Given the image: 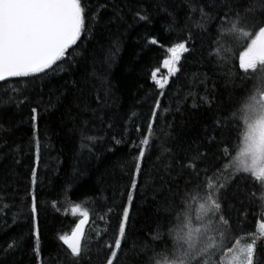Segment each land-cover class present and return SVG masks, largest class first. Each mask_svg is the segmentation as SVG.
<instances>
[{
    "label": "trees",
    "instance_id": "obj_1",
    "mask_svg": "<svg viewBox=\"0 0 264 264\" xmlns=\"http://www.w3.org/2000/svg\"><path fill=\"white\" fill-rule=\"evenodd\" d=\"M83 3L89 8V16L101 4L108 7L100 12L99 22L91 34L82 35L78 41L80 47L77 52L83 55L76 56L75 65H64L67 70L60 71L58 75L40 79L10 78L0 82V98L7 100L8 96L14 95L6 91L13 87L20 89L21 99L27 98L19 107L16 100L0 103V146H3L0 147V193L13 205L0 215V245L11 238L21 240L20 249L0 257V264H37L32 253L34 237L29 210L30 193L35 194L38 203L37 226L44 264H57L54 258L57 256L62 264H73L65 255L66 247L58 236L70 234L80 218L71 212L75 205L90 213L85 238L92 250L90 258L82 264H105L110 253L103 249L97 254V249L105 241L114 239L124 206L129 207L130 213L129 239L122 245L129 251L127 262L146 264L148 256L152 255L150 235L161 218L168 219L163 208L172 199L168 188L175 190V185L169 183L161 190L160 176L168 177L156 159L158 150L150 148L142 161V174L138 177L137 189L133 190V202L128 204L127 193L131 190L134 157L138 151L131 145L133 141L138 144L141 138L136 126H141L146 132L151 111L159 99L161 107L158 111L163 118L158 120L156 127L159 129L168 123L173 125L176 143L172 147L179 152L194 141H203L205 129L211 134L214 120L228 117L240 105L253 83L252 80L241 79L244 74L239 68V54L246 44L229 36L220 37L219 45L215 44L217 22L214 21L209 26L211 38L193 29L195 42L190 47L195 51L184 54L178 65L181 71L170 78L163 90L164 95H161L151 73L161 68L168 54L167 48L187 37V31L183 30L189 13L185 0H83ZM245 3L247 0H242V5ZM113 6L123 10L124 21L109 22ZM141 7L146 9L147 21L134 19V13ZM196 15L198 17V13ZM151 38L157 39L158 44L149 45ZM114 42H118L119 51L106 63L105 57L114 51ZM218 47L234 49L226 53L230 63L225 68L216 66V55L209 56V52ZM230 70L236 75L234 82L226 85L228 78L222 73ZM93 73L103 76L105 84L101 85ZM193 74L197 77L194 78ZM205 75L214 102L210 107H192L191 96L187 100L184 97L193 84L198 85L195 91L204 94V85L198 84V80H203ZM104 87L110 88V95L106 104L98 105L96 97H103ZM85 104L88 105L87 110ZM178 106L180 111H176ZM32 107H37L40 113L37 122L41 144L38 164L32 139ZM164 109L170 110L164 112ZM85 123L87 135L102 137L92 152L81 150V131ZM215 135L217 139L226 140L230 147H234L237 141V132L231 125ZM113 137L123 142L116 144ZM203 142L210 154L216 152V145L209 146ZM33 167H37L38 172L35 186L31 183ZM179 183L182 189L183 181ZM240 186L244 190L237 192L236 182L233 183L224 203V211L237 235L242 234L238 227L240 221H244L242 231L247 233L256 230L260 219L256 215L259 212L258 201L250 203L253 199L250 194L255 191L258 196L259 186H254L250 180ZM175 199L179 204V197ZM20 207L24 211L13 224V213ZM109 208L112 209L111 227L100 219ZM106 227L109 231L103 235ZM97 232L102 235L98 237ZM133 241L137 245L135 250ZM145 242L150 245L149 251L147 254L139 253V247ZM154 247L160 251L164 245L157 242ZM258 250L264 253V243L258 245Z\"/></svg>",
    "mask_w": 264,
    "mask_h": 264
},
{
    "label": "snow or ice",
    "instance_id": "obj_2",
    "mask_svg": "<svg viewBox=\"0 0 264 264\" xmlns=\"http://www.w3.org/2000/svg\"><path fill=\"white\" fill-rule=\"evenodd\" d=\"M185 3L189 9L183 29L187 31V37L167 48L168 57L162 62L167 75L159 76V68L151 73L153 82L161 90V95H164L163 90L169 84L170 78L177 76L181 71L178 65L184 54L195 51L194 47H190L195 42L193 29L211 38L209 26L214 21L217 22L215 44L219 45L220 37L223 36L232 37L236 42L242 40L246 44L239 54V68L244 74L241 79L252 80L253 83L240 105L228 117H218L214 120L211 134L205 129L203 141L209 146L216 145L214 153H209L203 141H194L188 148L177 152L172 147V144L176 143V137L172 133L173 125L168 123L161 125L159 129L156 127L158 120L163 118L162 113L158 111L161 107L159 99L151 111L146 132L141 126H136L141 138L138 144L133 141L131 145L138 151L134 157L131 190L127 193L128 204L131 205L133 202V190L137 189L138 177L142 174V161L150 148L158 150L156 159L168 177L165 179V176H160L161 190L169 183L175 185V190L172 187L168 188L172 199L163 208L168 219L161 218L156 230L150 235L153 242L152 255L148 256L146 264H264V253L258 250V245L264 243V0H247L243 5L242 0H185ZM107 7L108 5L101 4L97 11L89 16V8L85 6L83 0H0V82L8 81L10 78L40 79L58 75L60 71L67 70L64 65H75L76 56L83 55L77 52L80 47L78 41H81L82 35L91 34L94 25L99 22L100 12ZM112 12L113 16L109 22L124 21L122 9L113 6ZM134 19L147 21L149 17L146 9L138 8L134 13ZM148 44L157 45L158 41L151 38ZM118 51V42H114V51L105 57V62H109L111 56ZM233 51L231 47L223 49L218 47L210 51L209 56L216 55L218 59L216 66L225 68L230 63V57L226 53ZM222 74L228 78L226 85L234 82L236 75L234 71ZM193 77L196 78L197 74H193ZM97 79L101 85L105 84L103 76L97 75ZM198 84L204 85V94L195 91L198 85L193 84L184 100L191 96L192 107L200 105L210 107L214 97L209 94L206 75L203 80H198ZM6 91L14 95L8 96L7 100L0 98V103L7 104L16 100L19 107L27 100L26 97L20 98L22 93L18 88L13 87ZM103 92V97L99 95L96 97L98 105L107 103L110 88L104 87ZM87 109L88 105L85 104V110ZM176 111H180L179 106ZM39 116L38 108L32 107V139L35 142L37 164L41 151L37 134ZM101 122L103 123V119ZM229 125L237 132L234 147L227 146L226 140L217 139L215 135L217 131L228 128ZM86 128L87 123L81 131V150L92 152L93 146L102 137L87 135ZM113 139L115 140V137ZM122 142L123 140H115L116 144ZM37 176V167H33L31 169L33 186L37 183ZM249 180L260 188L258 196L255 191L250 194L253 198L250 203L256 204L258 201L259 212L256 215L260 219L257 220L256 230L247 233H243L244 221H240L238 227L242 234L237 235L224 211V203L234 182L235 190L239 192L244 190L240 186L241 183ZM180 181H183L182 189ZM30 195L29 210L34 237L32 253L37 264H44L37 226L38 203L35 194ZM176 197H179V204ZM12 207L4 194L0 193V215ZM23 211V207H20L13 213V224ZM71 212L73 215L79 213L82 218L75 224L70 234H60L58 240L66 247L65 255L73 264H82L86 258H90L92 250L85 238V226L89 223L90 213L80 205L73 206ZM111 212L112 209L109 208L100 217L109 227L112 226ZM129 219V207L124 206L114 239L105 241L97 249V254L103 249L110 253L105 264H128L126 258L129 251L122 245L129 239L127 232ZM108 231L109 228L106 227L103 235ZM96 235L100 237L102 234L97 232ZM157 242L164 245L160 251L154 247ZM20 247L21 240L11 238L4 245H0V257H6ZM132 248L133 250L137 248L135 241ZM149 248V243L145 242L139 247V253L147 254ZM54 258L57 264H62L58 256Z\"/></svg>",
    "mask_w": 264,
    "mask_h": 264
},
{
    "label": "rangeland",
    "instance_id": "obj_3",
    "mask_svg": "<svg viewBox=\"0 0 264 264\" xmlns=\"http://www.w3.org/2000/svg\"><path fill=\"white\" fill-rule=\"evenodd\" d=\"M168 57V54H167V56H166V58ZM165 58V59H166ZM163 75H167V70L166 69H164L163 67H162V65H161V68H160V71H159V76H163ZM75 215H77V216H79V213H77V214H75ZM80 217V216H79Z\"/></svg>",
    "mask_w": 264,
    "mask_h": 264
},
{
    "label": "water",
    "instance_id": "obj_4",
    "mask_svg": "<svg viewBox=\"0 0 264 264\" xmlns=\"http://www.w3.org/2000/svg\"><path fill=\"white\" fill-rule=\"evenodd\" d=\"M81 218H82V217H80L79 219H81ZM79 219L77 220V222L79 221ZM77 222H76V223H77Z\"/></svg>",
    "mask_w": 264,
    "mask_h": 264
}]
</instances>
